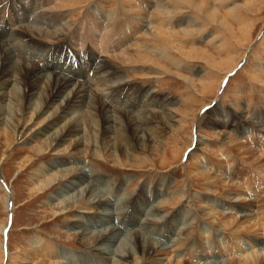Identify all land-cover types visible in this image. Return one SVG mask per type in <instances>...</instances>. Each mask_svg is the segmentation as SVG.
Listing matches in <instances>:
<instances>
[{
    "label": "rangeland",
    "instance_id": "obj_1",
    "mask_svg": "<svg viewBox=\"0 0 264 264\" xmlns=\"http://www.w3.org/2000/svg\"><path fill=\"white\" fill-rule=\"evenodd\" d=\"M160 1H162V4L166 8L169 7V10L173 9L176 11V15L181 13L173 18L171 20L172 25L170 24L166 28H168L169 31L173 30L172 32L183 30L191 32L190 37H186L182 34L175 35L174 37L178 39L177 42L183 43L182 45L186 48V50L181 53L176 50L172 52L166 51L168 48L161 43V46H158L159 43L154 46L148 44L150 46V51L151 48L154 47H161L162 50H165V55L169 60L166 58L164 59L161 55L152 54V51H146V53L159 59L163 65H166L170 70L165 73L166 75L164 73L161 74L154 68L134 65V63L129 64V67L128 65L127 67H125L126 65L122 66L120 62L111 60L113 59L110 58L112 56L111 54H109V56L107 55L108 53L103 55L104 53H102L100 44L96 41L91 42L90 40L84 39L85 45L82 44L81 39L83 40L86 20H90L92 17L99 22L104 21V17H112L111 20L119 19L125 24L128 22L129 26H132L135 22V28L139 30L138 33L144 35L148 34L151 30L149 31V27L148 29L147 27L143 29L140 25V16L143 12L152 13V3ZM168 1L169 0H108V2L102 3L100 0H81L80 4L74 5V7H68V5L66 7V9H73L74 11L75 16L69 23L73 27L75 26L74 28L78 29V32H80V41H71L72 33L68 32L67 34L58 35L53 40L43 39L37 44L30 45L38 46V48L34 47L39 51L45 50L48 52H52L54 49L62 46L68 48V50L61 53L62 59L61 55L49 54L45 62H49L55 67H64L68 65L72 68L78 66L80 69H87L88 65L86 60L82 62V54L84 53L83 55L85 57L86 53L91 56H98L100 54L99 56H102V58L99 60L104 59L107 63H109L108 61H112V63L109 64L116 66V68L122 71V77L127 82V91L130 90L129 96H133L132 99L134 98L137 100L133 99V103L141 104L143 100L149 99L153 102L152 108H158L165 102L170 104V108L168 107L167 109H173L175 112L173 127H164L163 130L162 124V130L160 129L161 132L160 130H155L156 132H153L150 124L136 123V126L145 127L148 131L145 137H151H146L144 142V151L146 152L136 153L133 161L123 157L126 156L124 155L127 152L126 150L121 151L118 149L115 152L111 148L108 149L106 155H103L100 159H98L92 151L87 155V158H83V161L76 160L74 158L77 157L78 153L73 151L63 162L59 161L60 167H63L64 161L67 163L72 161L80 163L77 167H81L82 169L85 168L83 175L86 178L83 180L88 181L90 184H94L108 199L111 205V211L108 215L112 216V214H119V223L114 219L115 222L108 218L100 219L103 222L96 224L98 229L102 227L117 228L119 231H122L123 234H129V232L132 233L142 228L141 230H144L146 234L148 233V237L150 236V238H153L156 242L167 246L177 237L178 232L183 227L180 225H182V223L184 225L187 222L185 218L189 220V218L192 217L195 222L188 221V224L193 233L191 240L187 242H189L188 244L192 247L198 246L200 254H202L199 259H196V257L193 258L197 261L192 262V264H210L211 261L219 263V259L222 258L218 255L215 256V254H211L203 256L205 250H210L211 239L206 233V230H212L219 236H221V231L223 230L219 225L216 227L213 226L215 224L213 218H208L206 216L207 209L213 206L215 201V203L219 205L215 207L216 210L224 214L225 211L228 213L229 210L227 207L230 204L229 202L233 200L232 193H236L237 191H239L237 193L246 192L244 195L246 200L250 198L249 200L256 199L257 201L259 200L258 202H262L264 199V170H262L264 167L262 168L258 165L263 159L259 160L258 163L253 161L250 158V154H247L246 151L245 153L240 147V144L245 142L249 148L251 147L252 150L254 149L258 152V155L262 153V151L264 152V146L260 144V141H264V130H262L264 129V0H191V2L188 3L190 5L184 4V0L183 2L182 0ZM3 2L4 5L0 7V10L4 9V14L0 13V19L9 23H0V43L3 40L9 41L14 43L17 48L18 32H22L24 29L23 27L28 25L27 21H33L35 16H31L29 19L24 17L21 20L14 19L12 16L10 18L9 16L12 15L10 9L13 11L14 8H20L24 11L23 6L21 3H18V0H4L1 3ZM25 2L29 7L30 0H25ZM58 2L59 0L56 1V4H58ZM173 5H176L175 8ZM46 7L41 11L46 10ZM14 15L21 17V15H16L15 13ZM101 18L102 20H100ZM136 21L140 23L138 24ZM20 26L23 29L20 28ZM152 32L154 33V30H152L151 33ZM138 37H131V42H137L135 40H137ZM181 38L184 40H180ZM148 39L149 34L145 40ZM130 43L128 42L125 45L126 47L124 46L123 48H127V45H130ZM95 44L98 45L96 46ZM121 46H118L117 49H123ZM191 50L197 52L200 56H197V59H188L189 57L186 54ZM201 50L202 53L200 52ZM203 56L207 58V61ZM172 59L177 60L178 66L177 64H170L171 61H173ZM33 60L37 63L38 57L33 58ZM99 60L97 63H99ZM130 65L133 66V68ZM134 66H136V68ZM124 67L125 69H123ZM173 70L176 71V74L172 72ZM83 73L84 72H79L76 77L80 79V74ZM183 78H185L186 81H184ZM188 79L193 80L195 86H191V83H188ZM94 91L96 90H93V92ZM140 93H142L141 96H139ZM130 102L131 103L127 106L124 105L126 109L128 108L127 110L132 107L133 103L132 101ZM95 105L98 106V102H96ZM13 113L8 118H10L12 122H17L19 118L15 110ZM211 117L216 122H210L209 124L208 121ZM222 119L228 120L229 127L225 131L232 134L230 142L222 141L220 137H216L217 135L219 136V130H222L217 128L216 125L219 121L221 122ZM42 120L43 119H40V123L35 122V124V119L31 122L22 120L21 124H23V126H28L30 132L33 129L38 130ZM237 125L239 129H237ZM240 127H246L247 130L250 129L253 131L260 130V132L256 134L257 137L254 138L253 141H245L244 138L247 134H244V132H242L243 129L240 130ZM2 132L0 126V134ZM113 133L115 134L116 131L114 130ZM28 135L27 132L18 135L19 137L9 136L10 141L15 142L10 148L11 150L7 148V145L2 146L4 142L0 140V227L3 228V226H5L3 234L1 235L3 245L0 247V264H32L33 262L28 260V255L31 247L36 246V242L41 240L56 244V247L62 251L64 256L65 254H70L72 256L81 257L84 260L91 259L90 261L99 263L97 261L99 256H96L97 254L95 253L84 251L80 244L79 232L73 226L69 225L74 218H67L66 216L67 214L76 215L80 219L81 215L89 216L92 214H83L87 212L81 210L82 206L80 205L68 207L66 211H57V208L54 207L56 202L52 200L51 197H53V194L55 195L57 188H61V184H57L47 191H45L46 187L41 184L46 181V177H41L40 175V172L44 169L43 167H47L46 165H49V163L54 162L55 159L58 158V156H56V148H52V152L47 148V151L41 154L39 145L42 148L45 147L42 143L43 140L40 138L32 140ZM130 135V140H132L133 136L131 133ZM197 139H199V142L201 141L202 144L200 143L197 145ZM121 141L128 150L130 146L126 143L124 135L122 138L111 141V143L117 144ZM158 141L159 143H157ZM135 143L137 142H134L133 139L132 144ZM156 143L161 145L160 150H155V147L152 148V145H157ZM259 146H261V148H259ZM120 152L122 157L119 159L116 155ZM152 152L153 154L151 155ZM244 156L248 157L246 158ZM192 157L195 158L193 159ZM203 157L205 158L203 159ZM141 161L142 167L135 168L134 164L136 162L141 163ZM81 162H84V164ZM193 164L198 165V170L201 173L197 171L200 175L198 172L193 173L195 171L193 170V167H195ZM208 168L211 169L212 172L209 170L205 171V169ZM90 172L93 174L92 177L88 176ZM202 172L203 174H207V176H203ZM216 175H219L218 177L222 176L221 179L224 177H232L231 183L235 186L233 188L235 190L229 192L227 188H224L220 184L221 182L219 183L220 179H217ZM95 176H103V179L97 183L95 182ZM108 177L110 178L111 184L107 189L106 186L101 184L103 182L107 183V181H109ZM211 177H213L214 180L209 179ZM124 178L125 182L120 183ZM83 180H81V182ZM81 182H78V184ZM118 182L121 185H117L119 184ZM236 186H238V189ZM126 192L128 195L126 197L128 198L124 197ZM252 193L259 194V196L251 198L250 195H252ZM164 198L173 202V206L169 207L166 210L167 212L164 210L162 214L166 218L160 222V225L150 230V232L145 231L144 222L141 220V217L135 213L133 214L135 219L122 220L124 214H128L130 211L134 210L140 214L146 213L150 215V211L154 209L150 207H156L157 203L164 201ZM196 198L198 199L195 200ZM119 200L120 203L122 202V207H124L121 211H119ZM128 205L129 208H127ZM243 208L247 210L240 216L246 215L248 212L247 205ZM193 216L195 217L193 218ZM120 222L122 224H120ZM88 224H90V220H86L83 223V228H87ZM245 226L247 227L249 225L246 224ZM246 227H244V229L248 228ZM252 235L251 233L250 238L252 237V239L255 240L264 238L259 234ZM241 236L243 235L241 234ZM247 237L249 238V234L244 238ZM248 249L252 250V247H248ZM183 255L184 254H182V256ZM37 261L34 263L41 264L40 261L38 263Z\"/></svg>",
    "mask_w": 264,
    "mask_h": 264
},
{
    "label": "bare ground",
    "instance_id": "obj_2",
    "mask_svg": "<svg viewBox=\"0 0 264 264\" xmlns=\"http://www.w3.org/2000/svg\"><path fill=\"white\" fill-rule=\"evenodd\" d=\"M2 1L4 0H0V7L4 5V2L1 3ZM56 1L57 0H30V5L28 7V4L25 2V0H18V3L22 4L23 9L26 13L20 8H14L13 11L10 9L12 13V15L9 16L10 18L12 16L14 19L18 20H21L24 17L29 19L34 15L35 19L33 21L28 20V25H25L23 27L24 29L20 26L23 31L18 32L17 48L15 47L14 43H11L9 41L3 40L0 43V126L3 131L0 134V140L4 142L2 146L7 145V148L10 149L15 142H11L9 136L12 135L13 137H19L18 135L28 132V137L30 139L35 140L40 138L43 140L42 143L45 145V147L42 148L39 145L41 154L43 152H46L47 148H49L50 152H52V148H56L55 151L58 158H56L54 162L49 163V165H46L47 167H43L44 169L40 172V175L41 177H46V181L41 184L46 187L45 191L51 189L57 184H61V188H57L55 195L53 194V197H51V199L56 202L54 207L57 208V211H66L68 210V207H75L76 205H80L82 206L81 210L87 212L83 214H92L89 216L81 215L80 219L76 215L67 214L66 216L67 218H74V220L69 225L73 226L79 232L80 244L83 247L84 251L97 254L96 256H99L97 260L99 263H96V261L92 262L90 261L91 259L84 260L81 257L72 256L70 254H65L64 256L62 251L56 247V244L43 240L36 242V246L31 247L30 253L28 255V260H31L33 262L32 264H35L34 262L37 260H39L41 264H192V262L197 261L193 258L196 257V259H199L202 255L200 254V249L198 248V246L192 247L188 244L189 242H187L192 238L193 232L191 231L192 229L188 224V221H193L192 217H190L189 220L184 217L187 222L185 221L186 223L184 225L183 223L182 225H180L183 227L178 232L177 237L170 243V245L167 246L165 244L156 242L155 240H153V238L151 239L150 236L148 237V233L146 234L144 230H141L142 228L137 229L132 233L129 232V234H123V232L119 231L117 228L100 227L101 229H98V226H96V224H99V222H103L100 219L108 218L109 220L114 219L116 221H120L119 214H112V216L108 215L111 211V205L108 202V199L105 197L101 190L99 191L95 187L94 184H90L88 181L83 180L84 178H86L83 175V171L85 170V168H78L77 166L80 163L74 161L67 163L66 161H64L63 167H60L59 164V161L63 162V160L73 151L78 153L77 157L74 159L82 161L83 158H87V155H89V153H91L92 151L94 155L98 159H100L103 155H106V152L110 148L115 152L118 149H120L121 151L126 150L127 152L126 154H124L126 156L123 157H126L131 161H133L136 153H145L146 151H144V142L146 140V137H149H145V134L148 131L145 127L136 126V123L150 124L152 126L153 132H156L155 130H162V128L164 130V127H171L173 125L175 112L173 111V109H167L170 104L165 102V104H161V106L158 108H152L153 102L149 99L143 100V103L141 104L133 103L134 98L132 99L133 96H129L130 90L127 91V82L122 77V71L116 68V66L109 63H112V61L120 62L122 66L126 65L125 67H127V65L129 67V64L134 63V65L154 68L161 74H165L170 70L166 67V65H163L159 59L154 58V56L146 53V51H150V46L148 44L154 46L157 43H161L164 44L166 48H168V50L166 51L172 52L176 50L181 53L185 51L186 48L182 45L183 43L181 44V42H177L178 39H175L174 37L178 34L190 37L191 32L188 30L172 32L173 30L169 31V29L166 28L170 24L172 25L171 20L181 13L178 12L180 14L176 15V11H174L173 9L169 10V7V9L166 8L162 4V1L152 3V13L143 12L141 16L139 15L141 17L140 25L143 27V29H145L146 27L148 29L149 27V31L154 30V33H151V31L148 33V40H145V38L148 37V34L144 35L138 33L139 30L135 28V22L133 24L131 23L132 26H129L128 22H126L127 24H125L119 19L111 20L112 17H104V21L101 22H99L98 20L96 21L95 18L92 17V19L90 18V20H86L84 34L82 33L83 40L81 39V42L83 45H85V40H90L91 42L96 41L100 44L102 53H104L103 55H105V53H108V56L109 54L112 55L110 57L113 58L111 59L112 61H108L109 63H107V61H104V59L99 60L100 58H102V56H99L100 54L98 56H91L86 53L85 57L83 55L84 53H81L83 56V58L81 57L82 62H84L85 60L87 62V69H80V67H78L77 65V67L75 68H72L68 65L64 67H55L49 62H45L49 54L61 55V53H63L65 50H68V48L62 46L60 48L58 47L54 49L52 52H48L45 50L39 51L35 48H38V46L30 44H37L43 39L53 40L58 35H62L64 33L67 34L68 32L72 33L71 41H80V32H78V29L74 28L75 26L73 27L69 23L75 16L74 11L73 9H66V7L67 5L68 7H74V5L80 4L81 0H59L58 4H56ZM100 1L102 3L108 2V0ZM190 2L191 0H184L183 3L186 5H190L188 4ZM173 6L175 8L176 5ZM45 7L47 11H41ZM3 10L4 9L0 10V13L4 14ZM13 12L16 15H21V17L15 16ZM100 20H102V18ZM137 22L138 24L140 23L139 21H136V23ZM0 23L6 24L9 22L0 19ZM133 36H139L138 39L135 40L137 42H131L132 40H130V38ZM180 40L184 39L181 38ZM128 42H131L132 44L130 43V45H127V48H123ZM159 44L158 46H161V44ZM118 46H121L123 49H117ZM151 51L152 54L154 53L161 55L164 59L166 58L169 60V58L165 55V50H162L161 47L151 48ZM200 52L202 53V50ZM186 55L189 57L188 59H197V56H200L193 50L189 51V53ZM35 57H38L37 63L33 60V58ZM203 58L206 57L203 56ZM98 60L99 63H97ZM177 63L178 62L175 59L171 61L170 64ZM216 66L219 67L218 65ZM125 67L123 69H125ZM131 67L133 68V66ZM134 67L136 68V66ZM79 72H84L83 74H80V79L76 77ZM172 72H175L176 74V71L173 70ZM183 80L186 81L185 78H183ZM189 82L191 83V86H195L193 80L188 79V83ZM205 89L208 90V88ZM93 90H96L97 92H93ZM141 95L142 93L139 94V96ZM130 101H132L133 104L132 107L127 110L128 108L126 109L124 105L127 106L131 103ZM96 102H98V106L95 105ZM14 110L17 114V117L19 118V120L17 119V122H12L10 118H8ZM33 119H35L34 124L35 122L40 123V119L43 120L38 130L33 129L29 132L28 126H23L21 122L22 120H28V122H31ZM210 122L216 121L211 117L208 123L210 124ZM162 124L163 127L161 128ZM216 127L222 129L219 130V136L217 135L216 137H220L222 141L230 142L232 134L225 131L229 127L228 120L222 119L221 122L219 121V123H217ZM236 127L237 129H239L238 125ZM241 129H243L242 132H244V134H247V136L244 135L245 141H253V139L257 137L256 134L260 132V130H247L246 127H240V130ZM114 130L116 131L115 134L113 133ZM130 133L133 136L134 142L137 143L132 144L133 139L130 140ZM123 135L126 138V143L130 146L128 150L125 148L122 141L117 144L111 143V141L115 139L122 138ZM157 143H159V141ZM200 143L202 144V142H199V139H197V145H199ZM246 144L247 143L244 142L243 144H240L241 146H239L244 150V152L246 151L247 154H250V158L253 161L258 163L259 160L263 159V161H260L258 164L263 168L264 152L262 151V153H259L258 155V152H256L254 149L252 150L251 147L249 148ZM260 144L264 146V141H260ZM154 147L155 150L161 149L160 144L154 146L152 145V148ZM259 148H261V146H259ZM153 152L151 153V155L153 154ZM121 155L122 154L120 152L116 156L120 159L122 157ZM192 158L194 159L195 157ZM204 158L205 157H203V159ZM81 163L84 164V162ZM134 165L135 168H140L142 167V161L141 163L136 162ZM193 166V170H195L193 173L198 172V165L193 164ZM208 170L212 172V170L209 168L205 169V171ZM204 175L207 176V174H203V176ZM88 176L92 177L93 174L90 172ZM218 176L216 175L217 179H220L219 183L221 182L220 184L224 188H227L229 192L235 190L233 189L235 186L231 183L232 177H224L223 179H221L222 176ZM102 179L103 176H95V182L97 183H99ZM209 179L214 180L213 177ZM81 180L83 181L81 182ZM127 181L129 182L128 179ZM78 182L81 183L78 184ZM123 182H125V178L120 183ZM120 183L117 185H121ZM110 184L111 182L109 178V181H107V183L103 182L101 185L106 186L107 188L110 186ZM236 187L238 189V186ZM236 193H232L233 200L229 202L230 204L227 207L229 211L228 213H226L225 211V214L227 215L216 210L215 207L219 205L215 203V201L213 203L214 205L207 209L206 216L208 218H213V222L215 223L213 226L216 227L219 225L223 230L221 231V236H219L216 235L212 230L209 231L205 228L206 233L210 237L211 241L210 250H207V252L204 249L205 253L203 256L215 254V256L218 255L222 258L219 259V263H214L211 261L210 264H264V238L260 240L252 239V237L250 238L251 233L253 234L252 236H254V234H259L264 237V199L262 202H258L259 200L257 201L256 199L249 200L250 198L246 200L244 196L246 192ZM252 195H250L251 198H256L259 196V194L253 193ZM126 196H128L127 192L125 193L124 197ZM197 199L198 198H196L195 200ZM118 205L119 211L124 209V207H122V202L120 203V200L118 201ZM245 205H247L248 212L246 215L240 216L247 210L243 208L245 207ZM172 206L173 202L168 201L167 198H164V201L157 203L156 207H150L151 209L154 208L152 211H150V215L146 213L140 214L139 212L134 210L130 211L128 214H124V216H122V220L135 219L133 216V214L135 213L139 217H141V220L144 222L143 225L146 228L145 231L150 232V230L160 225V222L166 218L162 214L164 210L166 211L169 207ZM127 208H129V205L127 206ZM194 217L195 216H193V218ZM86 220H90V224H88V227L84 229L83 223ZM120 224L122 223L120 222ZM246 224L250 226H247L249 229L245 226ZM4 227L5 226H3V228L0 227V247L1 245H3L1 235L3 234ZM244 227H246L247 229H244ZM241 234L243 236H241ZM248 234L249 238H244ZM248 247H252V250H249ZM182 254L184 255L182 256ZM39 261H37V263Z\"/></svg>",
    "mask_w": 264,
    "mask_h": 264
},
{
    "label": "water",
    "instance_id": "obj_3",
    "mask_svg": "<svg viewBox=\"0 0 264 264\" xmlns=\"http://www.w3.org/2000/svg\"><path fill=\"white\" fill-rule=\"evenodd\" d=\"M235 72V71H234Z\"/></svg>",
    "mask_w": 264,
    "mask_h": 264
}]
</instances>
